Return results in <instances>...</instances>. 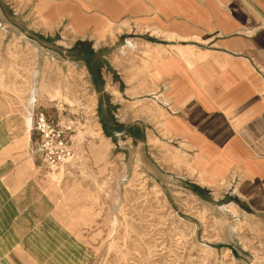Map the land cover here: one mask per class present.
Here are the masks:
<instances>
[{
  "label": "rangeland",
  "instance_id": "rangeland-1",
  "mask_svg": "<svg viewBox=\"0 0 264 264\" xmlns=\"http://www.w3.org/2000/svg\"><path fill=\"white\" fill-rule=\"evenodd\" d=\"M46 1L0 0L1 25L15 28L0 27V139L30 133L28 147L0 153V264H264V216L226 180L201 189L167 141L149 96L150 37L119 25L78 38L50 27ZM40 112L69 128L74 153L50 172ZM50 176L66 191L59 206L43 190Z\"/></svg>",
  "mask_w": 264,
  "mask_h": 264
},
{
  "label": "crops",
  "instance_id": "crops-1",
  "mask_svg": "<svg viewBox=\"0 0 264 264\" xmlns=\"http://www.w3.org/2000/svg\"><path fill=\"white\" fill-rule=\"evenodd\" d=\"M46 3L41 15L50 27L64 26L78 38L93 40L119 25L145 31L149 96L161 110L167 141L202 175L201 189L214 191L226 180L237 198L264 216V0ZM2 26L15 29L10 22ZM29 138L26 130L19 142L1 138L0 153L28 147ZM31 168L25 162L15 176L23 179ZM53 180L43 190L59 206L66 191Z\"/></svg>",
  "mask_w": 264,
  "mask_h": 264
},
{
  "label": "built area",
  "instance_id": "built-area-1",
  "mask_svg": "<svg viewBox=\"0 0 264 264\" xmlns=\"http://www.w3.org/2000/svg\"><path fill=\"white\" fill-rule=\"evenodd\" d=\"M33 131L44 170L53 171L73 160L74 153L67 139L69 128L63 122L56 121L46 112H40L33 119Z\"/></svg>",
  "mask_w": 264,
  "mask_h": 264
},
{
  "label": "bare ground",
  "instance_id": "bare-ground-1",
  "mask_svg": "<svg viewBox=\"0 0 264 264\" xmlns=\"http://www.w3.org/2000/svg\"><path fill=\"white\" fill-rule=\"evenodd\" d=\"M27 122V127L28 129L30 130L31 129V126H32V119L31 118H25V124ZM26 126V125H25ZM53 174V173H52ZM51 174V175H52Z\"/></svg>",
  "mask_w": 264,
  "mask_h": 264
},
{
  "label": "trees",
  "instance_id": "trees-1",
  "mask_svg": "<svg viewBox=\"0 0 264 264\" xmlns=\"http://www.w3.org/2000/svg\"><path fill=\"white\" fill-rule=\"evenodd\" d=\"M104 131L108 136H111L110 133L108 132V129L104 127Z\"/></svg>",
  "mask_w": 264,
  "mask_h": 264
}]
</instances>
